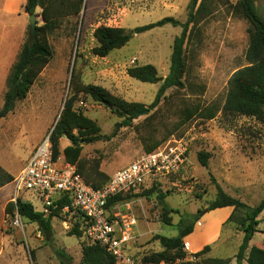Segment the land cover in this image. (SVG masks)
Returning <instances> with one entry per match:
<instances>
[{
    "label": "rangeland",
    "instance_id": "obj_1",
    "mask_svg": "<svg viewBox=\"0 0 264 264\" xmlns=\"http://www.w3.org/2000/svg\"><path fill=\"white\" fill-rule=\"evenodd\" d=\"M80 1L58 3L61 14L58 28L48 36L53 57L27 97L16 104L12 113L0 119V167L16 177L59 120L66 101L74 94V82L92 84L128 102L142 103L148 112L126 125L125 118L113 114L91 97L79 95L74 108L94 120L104 136L100 141L83 145L80 164L85 172L95 169L111 177L143 155L147 146L164 140L180 139L188 148L181 172L156 186L168 193L165 201L175 210L171 213V226L161 221L157 193L145 195L146 190H142L113 204L112 216H133L137 220L131 255L144 259L163 251L155 236H177V224L184 215L206 209L217 193L211 176L229 195L251 207L257 206L264 199V121L223 111L229 78L247 65L249 24L234 13L231 6L237 0L206 1V9L199 13V21L184 47L187 62L184 86L168 89L152 109L150 106L169 74L173 43L182 27L168 24L141 34L133 33L124 47L103 58L92 52L98 45L93 33L99 26L120 27L129 32L166 17L185 23L192 0H83L82 4ZM202 1L197 0L195 10ZM254 1L264 18V0ZM26 2L0 0V110L11 69L29 39ZM77 8H81L78 14ZM41 11L36 10L38 26L44 23ZM147 64L155 66L161 78L159 82L144 83L127 74L129 68ZM196 107L219 111L212 120L195 116L184 122L186 110ZM68 145L66 138L60 140L57 159L64 158L62 151ZM201 152L210 156L207 168L198 160ZM8 193L10 202L18 198L29 200L37 211H44V203L34 191L16 194L12 182L3 191ZM1 196L2 191L0 199ZM233 212L235 217L229 220ZM244 215L245 212L234 211L233 207L229 213L205 212L195 224L193 234L184 240L186 258L163 264H204L211 258L236 264L235 257L244 237L239 220ZM257 220V232L250 247L264 249V211ZM5 221V212L0 210V264H61L59 250L71 258L70 264H81L82 245L89 241L85 235L81 238L68 235L81 221L80 214L61 211L54 217L49 242L36 223L23 219L24 228H14ZM205 246H210L209 252L195 257Z\"/></svg>",
    "mask_w": 264,
    "mask_h": 264
},
{
    "label": "trees",
    "instance_id": "obj_2",
    "mask_svg": "<svg viewBox=\"0 0 264 264\" xmlns=\"http://www.w3.org/2000/svg\"><path fill=\"white\" fill-rule=\"evenodd\" d=\"M60 1L27 0L25 5L26 13L36 14L37 8H40L44 23L37 26L34 40L29 38L24 44L16 63L11 69L7 81V91L4 95L3 107L0 110V119L12 113L15 110L16 104L27 97L31 87L51 61L53 49L49 43L48 36L58 28V18L61 15L59 14L58 7ZM206 1L203 0L199 8L195 10L197 0H192L189 6V16L185 23H181L172 17H166L155 23L137 27L129 32L120 27L99 26L93 33L98 45L92 49V52L98 57H107L112 51L124 47L130 41L133 33L141 34L168 24L181 26L182 32L180 36L175 38L173 43L169 74L163 81L154 102L150 106L151 109L155 108L168 89L174 87L183 88L184 86V78L187 72L184 47L189 42L194 27L199 21L197 18L199 13L206 9ZM80 2L82 4L83 0ZM231 7L235 14L247 20L249 24V46L246 52L247 65L234 72L229 78L223 111L229 115H242L264 121V18L259 14L254 0H237ZM80 10L81 8H77L76 13L78 14ZM127 74L144 83L153 84L159 82L161 79L158 76L157 69L151 64L131 67L127 70ZM73 87L74 94L66 101L64 109L61 112L59 120L54 125L51 134L54 159L56 160L59 155L60 140L66 138L69 140L70 145L66 146L62 151L65 162L76 166L78 173L88 185L94 189H100L109 181L110 177L95 169L91 173L85 172L81 167L80 157L83 145L100 141L104 139V136L100 134V128L94 120L86 116L81 109L74 108L75 100L79 95L89 96L94 101L109 108L113 114L125 118L124 123L126 125H130L134 119L138 118L147 109L142 103L128 102L100 86L74 82ZM218 111L215 108L196 107L187 109L184 122L191 120L195 116L203 120H212L216 118ZM165 141L147 146L145 152L154 150ZM209 157V154L205 152L198 154V160L203 167H208ZM14 179L15 177L12 174L0 167V188L12 183ZM211 181L217 190L215 199L210 202L206 209L200 208L194 215H184L177 224V236H155L154 239L160 242L163 251L141 260L153 263H171L177 259H185L187 254L184 250V240L193 233L195 224L204 213L233 207L234 211L241 210L245 212V215L239 220L243 228L244 237L235 257L236 264H243L244 261L247 264H264V249L258 246L250 247V242L257 232L256 226L259 223L257 217L264 211V199L257 206L251 207L226 193L212 176ZM144 190H146L144 191L145 195L157 193L158 204L161 207V221L171 226V213L175 210L169 207L165 201L168 193L162 192L156 185ZM132 194L137 193H129L125 196H117L111 199L108 203V208L111 209L116 202L129 199L133 196ZM69 203L70 200L67 197L59 200L57 202L58 208L53 209L49 215H46L44 212L37 211L30 202L18 198L16 202L11 201L7 204L5 213L13 216L17 209L22 219H27L31 223L38 225L44 239L49 242L53 236V218L58 217L61 208ZM80 215L81 221L75 224L74 228L68 233L69 236L81 238L85 235L87 223L84 216ZM234 217L235 212L231 214L229 220H232ZM209 250L210 246H205L203 250L197 252L194 256L197 258L201 257L209 252ZM57 254L61 259V264L71 263V258L67 256L64 250L57 251ZM133 258L137 257L133 256ZM32 259H35V255H32ZM229 263V260L212 258L204 261V264ZM81 264H117V262L105 247L89 241L82 245Z\"/></svg>",
    "mask_w": 264,
    "mask_h": 264
},
{
    "label": "built area",
    "instance_id": "obj_3",
    "mask_svg": "<svg viewBox=\"0 0 264 264\" xmlns=\"http://www.w3.org/2000/svg\"><path fill=\"white\" fill-rule=\"evenodd\" d=\"M53 129L45 135L15 177L13 186L16 194L26 190L37 193L44 203L43 212L46 215L58 208L59 200L67 197L70 203L61 211L82 214L87 223L86 238L105 247L117 264H163L133 258L130 247L137 220L133 216H112L108 203L117 196L157 186L163 179L181 172L187 160L186 144L180 139H169L115 172L102 188L94 189L73 165L66 163L62 157L54 159ZM5 217L7 226L24 228L17 209L13 216L5 213Z\"/></svg>",
    "mask_w": 264,
    "mask_h": 264
},
{
    "label": "crops",
    "instance_id": "obj_4",
    "mask_svg": "<svg viewBox=\"0 0 264 264\" xmlns=\"http://www.w3.org/2000/svg\"><path fill=\"white\" fill-rule=\"evenodd\" d=\"M8 186H9V184L4 186V187H2V188H0V192L2 191V196H1V199H0V202H1V209L0 210L4 211V212H5L7 204L10 202V200L8 198L9 197V193L8 194H3L4 189L8 188ZM10 193H12V190H10ZM11 199H12V197H11ZM27 202H30L32 204V202L29 201V200H27ZM229 211H230V207L217 209V213L218 214L229 213ZM198 247H200V245H198Z\"/></svg>",
    "mask_w": 264,
    "mask_h": 264
},
{
    "label": "water",
    "instance_id": "obj_5",
    "mask_svg": "<svg viewBox=\"0 0 264 264\" xmlns=\"http://www.w3.org/2000/svg\"><path fill=\"white\" fill-rule=\"evenodd\" d=\"M28 19H29V38L31 40H34L35 38V34H36V28L38 26V22H37V15L36 14H28ZM148 111L143 112L140 115L146 114Z\"/></svg>",
    "mask_w": 264,
    "mask_h": 264
}]
</instances>
